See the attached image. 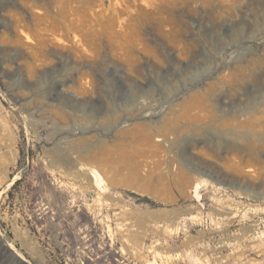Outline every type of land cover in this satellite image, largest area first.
<instances>
[{
	"label": "rangeland",
	"instance_id": "rangeland-1",
	"mask_svg": "<svg viewBox=\"0 0 264 264\" xmlns=\"http://www.w3.org/2000/svg\"><path fill=\"white\" fill-rule=\"evenodd\" d=\"M0 264H264V0H0Z\"/></svg>",
	"mask_w": 264,
	"mask_h": 264
},
{
	"label": "bare ground",
	"instance_id": "bare-ground-1",
	"mask_svg": "<svg viewBox=\"0 0 264 264\" xmlns=\"http://www.w3.org/2000/svg\"><path fill=\"white\" fill-rule=\"evenodd\" d=\"M196 187H198V186L196 185Z\"/></svg>",
	"mask_w": 264,
	"mask_h": 264
}]
</instances>
